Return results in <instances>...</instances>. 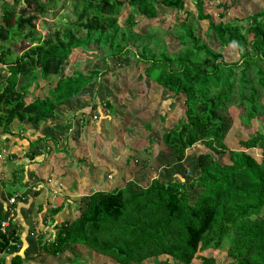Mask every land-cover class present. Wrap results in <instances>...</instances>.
<instances>
[{
    "label": "trees",
    "instance_id": "trees-1",
    "mask_svg": "<svg viewBox=\"0 0 264 264\" xmlns=\"http://www.w3.org/2000/svg\"><path fill=\"white\" fill-rule=\"evenodd\" d=\"M2 1L0 66L5 75L0 78V133L10 134L13 120L36 124L52 118L61 104L108 73V58L125 60L132 55L134 63L143 66L137 82L146 77L171 92L168 108L181 113L160 134V143L172 162L190 158L193 145L203 146L188 163L194 174L185 176L187 167L178 173L182 180L177 173L168 179L159 175L150 178L147 173L141 183L127 180L111 190L92 191L82 199L73 219H53L64 208L56 198L49 211L55 222L54 238L44 233L34 239L41 250L56 257L84 245V249L109 257L116 264H143L147 259L153 264H192L194 259L198 264H218L214 257L201 254L214 246L226 248L227 264H264V125L258 121L255 131L241 137L246 132L244 125L257 119L258 107L264 106V10L247 15L241 24L215 22L203 12L202 0H195L197 18L207 20L218 46L235 47L238 58L229 61L194 35L186 23L190 12L184 9L183 0H74V19L43 36L35 34L33 21L37 14L56 13L58 9L49 8L48 3L58 0ZM57 6L62 8L63 1ZM158 7L166 8L169 16H174V25L184 31L177 35L180 43L187 45L183 52L168 55L162 50L155 56L144 48L133 52L129 45L137 18L158 19ZM120 8L126 12L123 24L127 29L122 31L118 26ZM78 30L85 35H79ZM92 33H98L95 42L103 41L104 69L75 68L78 60L73 58V50L86 48ZM68 65L74 69L63 75ZM49 76L55 77L54 83L40 88L46 94L25 103L24 97L34 89L33 81ZM20 77L24 80L19 84ZM231 103L238 110V149H230L224 142L233 124L228 111ZM103 105L106 110L100 113H111L113 104L106 100ZM93 107L97 106L86 108ZM83 108L80 111L85 112ZM71 125L67 123L66 128ZM140 128L151 132L147 124ZM48 139L56 143L47 137L33 144ZM148 141L152 142L151 138ZM249 149H259L260 157L255 159ZM223 152L227 153L226 161L218 156ZM141 157L136 163L143 161ZM7 182L11 180L0 178L2 188ZM192 190H199L193 201ZM28 191L24 189L22 194ZM45 205L49 206L48 201L39 204L38 211ZM5 218L1 209L0 222ZM17 226L0 230L1 264H6L7 257L9 264H24V242ZM83 255L76 254L72 262H83Z\"/></svg>",
    "mask_w": 264,
    "mask_h": 264
},
{
    "label": "rangeland",
    "instance_id": "rangeland-1",
    "mask_svg": "<svg viewBox=\"0 0 264 264\" xmlns=\"http://www.w3.org/2000/svg\"><path fill=\"white\" fill-rule=\"evenodd\" d=\"M41 2H48V0H40ZM61 1H63V7L59 8L57 4H61ZM184 1V9L188 10L190 12V15L186 18V23L188 26H190L194 32L195 36H199L202 42H205L208 44V46L216 50L217 52H221L223 54V57L225 60H236L238 58L237 51L235 47H232L231 45H228L226 47H220L218 46L216 40L214 39L213 33L208 30V22L206 19L200 20L197 18V11H196V5L195 0H183ZM73 2L74 0H58L57 3L51 2L48 3L49 8H57L58 11L56 13H53L52 11L46 13L44 16L37 14L35 17L34 28H35V34L42 35L47 34V32L54 30L57 26H59L61 23H64L66 20L74 19L72 10H73ZM202 9L205 14H209L212 16L213 20L215 22H229L234 23L237 22L238 24L244 23V18L251 14L255 13L258 10H264V0H202ZM220 5H226L228 6L225 8L224 6ZM19 7V6H17ZM3 1H0V16L3 13ZM158 15L160 17L154 18L152 21L146 19V18H137V21L135 23L134 29V36L133 40L129 42V45L132 46L133 52L140 51V49L144 48L146 53L149 55H155L158 56L159 53L164 50L168 55H175L177 52H183L184 48L187 47V45H183L180 43V41L177 38L178 34H184V31L179 27L174 25V16H169V14L166 12V8L164 7H158ZM118 16L120 18L118 22V26L120 30L127 29V26L123 24V18L126 16L125 9L120 8ZM162 16L164 18H162ZM1 22V21H0ZM79 35L84 36L85 32L78 30L77 32ZM133 34V33H132ZM135 34H137L135 36ZM98 36V33H92L91 37H89V43L86 48H77L73 50V58H77L78 64L75 68H81L84 69V71L91 70L92 68H100L104 69V63L102 62V57L106 53L103 48V41L100 39L98 42H95L94 39ZM119 37V35H117ZM201 60H204V64L207 65L208 62L205 61L202 56L199 57ZM108 73L104 75L100 81L98 82H92L86 87H84L80 93L73 97L70 101L66 102V104L58 111L59 114L63 113L66 114L68 117H63L64 121L66 119V122H68V118L71 116V110L73 108H79L80 103H83L86 101L87 103L84 104L87 107L90 105L97 106L96 108L93 107L92 109L86 108L91 111L85 112V118L84 122L78 121L77 124H75V116L73 117V124L70 129L67 130L68 134L74 137H78V131L80 136L84 139V142L82 143V149L90 150V143L96 142L98 135L100 136L101 131H103V142L105 141H112L115 139V136L120 135L121 140L122 136L125 137L127 140L126 143L125 140L124 143L126 145H132L134 144L133 148H129V154L130 158H133L135 155V161L138 160L139 156H145L143 160H146V164L144 168V178L145 175L147 176L150 173L149 163L152 161L154 164V167L156 168L155 171L157 175H159V178L168 179L176 175L182 179L184 177L182 175H179L178 173L182 174V170L187 167L186 170H183V174L186 176H189V174H194V170L190 169V166H188V163L190 160L194 159L195 153H197L200 149L203 148L202 145L195 144L191 148V154L190 158H186L185 160L181 161L180 163H174L172 162V157L168 150L160 143V134L167 130L169 127L173 125V123L179 118V113L176 108H171L169 110L168 106H171L172 104V93L161 89L158 85L154 84L150 79L143 78L141 82H137L138 75L142 72L143 66H141L139 63H134V59L132 55H128L125 60L122 59H113L108 58ZM107 68V67H106ZM74 69L73 65H68L66 68H64L62 74L67 75L70 74L71 71ZM5 75V70L2 66H0V78ZM23 77H20L18 83L20 84L23 82ZM55 77L49 76L45 80L41 79H35L33 81L34 89L32 91V94L35 95V92L39 93L42 88V86L47 85L48 87L51 86L52 83H54ZM135 91H132V90ZM42 94H46V90L42 89ZM26 100L31 99V95L28 93L26 95ZM106 100H109L113 104V109L111 110L110 115L107 117L105 115L101 114L100 111L104 112L106 110L105 106L103 105V102ZM182 104V102H181ZM62 105V104H61ZM264 105V104H263ZM85 110V108H84ZM229 114L233 118V124L232 129L229 133H227L225 138V144L230 149H238V137L240 135V131L238 129L239 121H238V110L235 108L234 104L231 103L228 108ZM73 113V112H72ZM56 114V115H59ZM70 114V115H69ZM92 115V116H91ZM94 115H97L99 119L93 118ZM257 119L251 120V122L247 123V125L244 127L246 128V132L243 133L241 136L242 138H246L248 133H251L252 131H255L260 123L261 125H264V106H259L257 109ZM55 116V115H54ZM72 118V117H71ZM91 118L93 120H91ZM90 119V121H89ZM87 120V126L86 121ZM260 122L257 124V122ZM77 122V121H76ZM118 122V123H117ZM125 123L131 124L128 129H124V131L117 132L119 128L122 129L125 126ZM134 124V125H132ZM147 124L150 127V131H146L144 129H141L142 125ZM27 126V135L30 137L29 133H33L31 130L37 129L39 126H35V123L29 122L26 124ZM83 126V128H81ZM134 126V127H133ZM20 125H18L15 128V131L18 130ZM66 129V125H63ZM60 127L59 132L65 131L64 128ZM234 127V128H233ZM236 129V131H234ZM76 130V133H75ZM95 131V132H92ZM109 133V131H111ZM117 130V131H114ZM82 131V132H81ZM91 131V132H90ZM53 131H50L48 135H52ZM53 136V135H52ZM151 138L152 142L148 141ZM4 139H0L1 141ZM80 143V142H78ZM96 144L100 145L101 142H97ZM113 145L116 147V143H113ZM118 144L117 151L122 153L124 156L126 155L127 148L124 144ZM63 144L61 145L60 149H57V152H63L64 151ZM138 149V150H135ZM92 147V151H93ZM96 151L98 149H95L93 153H89V155H95ZM35 152V151H34ZM248 152L253 156L255 159H258L260 157V150L254 149V150H248ZM2 155L0 154V165L4 166L5 170H8V161L6 162V154L1 151ZM42 153V150L39 151V154ZM64 153H67L64 151ZM37 156V152L34 153ZM34 155V156H35ZM90 155V156H91ZM93 157H90L91 161H95L96 159ZM102 155V154H101ZM119 155V154H118ZM222 161H226L227 153L223 152L218 155ZM71 156L67 158V163L62 162L61 167H65L67 169L66 173L73 174L74 168L72 164L70 163ZM106 158L104 155L101 157ZM27 160V159H24ZM121 160V155L117 158V161ZM5 161V162H4ZM27 162V161H26ZM26 162H22L25 164V168L19 169V174H16V179L12 182H7L4 185L3 191L6 192L8 190H12V195H15V198L11 199V207H13L16 204H20L22 202H25L27 205H31L28 198H24L22 201V198L18 196V194L14 193L15 191L23 189V186H29L31 181H29V178H34V170L35 167L28 165ZM43 167V165H42ZM112 168L109 170L112 173L118 172L117 168L114 166H111ZM28 168V169H27ZM106 170H108V167L105 166ZM105 168L101 167L100 172L101 175H106ZM133 168V167H132ZM92 168L89 166V170L91 171ZM139 169V168H138ZM25 170L28 175L25 176ZM78 170V167H77ZM132 169V180L135 182H139L140 175ZM83 171V170H82ZM4 172V170H3ZM38 172V171H37ZM119 172H122L119 169ZM141 170L139 171V173ZM6 173V172H5ZM148 173V174H147ZM38 174H40L38 172ZM43 174V173H42ZM156 175V177H157ZM8 174H5L4 178H7ZM150 176V175H149ZM12 178V176H10ZM130 177V175H129ZM28 178V179H27ZM85 179V178H84ZM88 181L87 179H85ZM145 180V179H144ZM38 184V183H37ZM43 192L46 191V187L42 188ZM41 192V191H39ZM199 190H192L191 192V201L194 200L195 196ZM41 198L43 196L40 194ZM30 198V197H29ZM1 199V196H0ZM5 199V198H4ZM3 199V200H4ZM7 199H5L6 202ZM41 199H37L39 202ZM10 201V200H9ZM50 201H53L51 199ZM35 203L36 200H35ZM51 203L54 204V202H49V206ZM8 204V205H10ZM35 210H33V213H28V210H24L23 208L18 209L19 217L17 218L16 213L11 216L9 220V224L5 227L6 230H10L15 226L17 228L18 225H20V228L18 229V234L21 236L23 229L26 228L29 233L28 236L36 237L37 235L46 234L47 238H54V232H53V225L55 224L54 221H51V214H49L50 207L45 208V210L38 211L36 214V205L32 204ZM21 211V212H20ZM8 216V212H6ZM63 213V212H62ZM71 214V213H70ZM49 216V217H48ZM56 216L59 217L58 214ZM55 217V216H54ZM57 218V222H59L60 219ZM73 217V216H72ZM34 218V219H33ZM50 220L47 222V220ZM54 219V218H53ZM55 220V219H54ZM45 221V222H44ZM56 221V220H55ZM19 222V223H18ZM35 224L37 225L35 227ZM30 228V229H29ZM32 230V231H31ZM45 237V238H46ZM46 238V239H47ZM34 243H29L26 246L29 248L27 251L22 253L23 258L25 259L24 264H75L72 262V258H75L76 254H85L82 257L84 261L78 262V264H116L114 260H112L109 257H105L102 255H99L96 252L89 251L84 249L85 246H75L72 250L67 249L64 253L60 254L56 257H50L46 253H44L37 242L32 240ZM26 249V247H25ZM201 254L205 256H212L215 258L216 262L218 264H227V257H226V248L225 247H219L216 248L214 246L208 247L206 250H204ZM164 256L159 257V260H162ZM27 259V260H26ZM6 264H9V258L6 260ZM153 264L152 259H147L144 261L143 264ZM1 264V263H0ZM192 264H198V260L194 259L192 261Z\"/></svg>",
    "mask_w": 264,
    "mask_h": 264
},
{
    "label": "crops",
    "instance_id": "crops-1",
    "mask_svg": "<svg viewBox=\"0 0 264 264\" xmlns=\"http://www.w3.org/2000/svg\"><path fill=\"white\" fill-rule=\"evenodd\" d=\"M32 91L33 89H30L28 92L31 95V99L25 101V98L27 97L26 96L24 97L25 103L31 102L35 97H41L42 95H44L41 93V91L39 93L35 92V95H33L34 93L32 94ZM85 103L87 102L84 101L83 103H80L79 107L83 108ZM65 104L66 103H63L56 109L55 116H53L52 118L47 119L45 122L42 121V122L36 123L35 126H39V125L40 126L37 127V129L35 130L34 129L31 130L33 131V133L32 134L29 133L30 137L27 135L28 131H27L26 124H28L31 121H28V120H24L21 122L17 120H13L12 123L10 124V131H11L10 134L5 135L3 133H0V139H4L1 141L2 143L0 144V154L2 155L1 151H3V153L6 154L5 155L7 159L6 162L8 161V164H7L8 170H5L4 166L0 165V178H4L5 174H8L7 176L8 180H11V182L14 181L16 179V174L19 172V169L25 168V164L22 163L23 161L24 162L27 161L26 163L28 165L33 166V168L35 167L34 174H33L34 178L32 179L27 178L29 181H31L30 185L25 186V188L23 186V189H21V191L17 190L14 192L15 194L17 193L18 196H20V198H22V201L24 200V198H28L27 200L29 201V203H31V205H27L25 202H22L19 205L16 204L13 207H11V205H8L7 200L5 202V199H8L11 196L15 197V195L8 194L7 191L4 192L2 186L0 185V196H1L0 210L2 209L4 214L8 212L9 208H12L11 211L13 210V214L16 213L17 218L19 217V214H20L18 212V209L21 210V208H23L24 210H28V213H30V211L31 213H33V210H35V208L33 207L32 204L36 205V208H37L36 214H37L39 204H43L45 201H48V204H49V202H54L56 198L59 197L60 200L63 202L64 208L62 209L61 212L57 213L59 217L55 215L54 219L56 220V222H57L56 217L60 219L59 221H62L64 218L73 219L74 216L80 211V206L82 205V199L85 200L86 198L85 196L89 195L92 191L111 190V189L118 187L119 184L125 183L127 180H132L131 179L132 169L134 171L135 169L138 170L137 173L140 175L139 177H141L139 178L140 183L145 179L144 178L145 172H144L143 167H145L146 160L145 161L143 160L141 163H136V161L134 162L136 155L133 158H130V156H128L129 148H133L134 144L126 145L123 140H125L126 143L128 142L124 136H122L123 140H121L120 135L115 136V139L113 140V143H116V147H115L112 141L103 142L105 138H103V131H101L100 136L98 135L96 142L92 141L90 143V146H91L90 150L82 149L81 147L83 146L82 143L84 142V139L80 136L81 134L79 133L80 131H78V137L76 138L72 135L70 136L67 132L68 129L67 128L65 129L62 126L66 125L67 123L73 124L74 116H75V124H77L78 121L84 122V118L86 117L85 112L87 110L86 109L87 106L86 105L84 106L85 112L78 110L79 108L77 109L73 108V110H71V113H70L71 116L70 118H68V122H66L67 118L64 121L63 117H68V116L66 114L63 115V113L59 114L58 112ZM56 114H59V115H56ZM108 114H110V112H108ZM108 114H106L107 117L109 116ZM97 119H99V117ZM91 120L93 119L91 118ZM85 122H87V120ZM87 124L84 126L86 127ZM18 125H20V127H18L19 129L15 131V128ZM130 125L131 124L125 123L124 127L122 125V129L119 128L118 131L117 130H114V131L122 133L124 129H128ZM60 127L64 128L65 131L59 132ZM81 128H83V126ZM50 131H53L51 133L53 136L48 135ZM92 132H95V131L92 130ZM111 132L112 130L109 131V133ZM75 133H76V130H75ZM47 137L54 138L56 140V143L54 144L53 141L48 139V140H43L37 143L36 145L33 144V142L36 139L47 138ZM97 142H101V144L98 145L96 144ZM62 144L65 148V149L63 148L64 151H66L67 153H64V151L60 153L57 152V149H60ZM118 144L120 145L124 144L125 147L127 148L128 152L126 153L125 156L119 151H117ZM92 147L94 150L98 149V151H96L97 153L96 156L93 154L94 158L96 159L95 161L90 160L91 159L90 157H93V155L91 154L94 151V150L92 151ZM40 150H42V153L39 154ZM135 150H138V149H135ZM34 151L38 153L37 156L34 154L35 153ZM90 152H91L90 154L91 156L89 155ZM103 155L106 158L101 159ZM120 155H121V160L117 161V158ZM69 156H71L70 163L72 164L74 168V172L72 176L71 174L66 173L67 169L64 166L63 167L60 166L62 162L67 163V158ZM141 158L143 159L144 157H141ZM24 159H27V160H24ZM1 160L2 159H0V162ZM89 166L90 168H92L91 171L89 170ZM105 166L108 167V170H106ZM111 166H114L115 168H117L118 172L116 173L110 172L109 170L112 168ZM77 167H78V170H77ZM101 167L105 168L106 175L104 174L101 175V172H100ZM149 168H150L149 177L150 178L156 177L157 175L155 171L156 168L154 167V164L152 163V161L149 163ZM119 169L122 172H119ZM140 170L141 172L139 173ZM37 171L40 174H38ZM26 175L28 174L25 170V176ZM10 176H12V178ZM84 178L87 179L88 181H86ZM43 187H46L45 192L42 191ZM24 189H28L29 191L23 195L22 192ZM40 194L43 196V198L39 197ZM37 199H41V200L38 202ZM51 199H53V201H50ZM35 200L37 203H35ZM47 207L53 208L54 204L51 203L50 206L45 205V207L42 210L44 211L45 208ZM49 221L50 220L48 219L47 222ZM36 226L37 225L35 224V227ZM31 233H29L28 230L24 228L20 236V239L24 242L23 243L24 248L26 247V249L22 251L23 253L27 251V249H29L26 246V244L28 245L29 243L31 244L34 243L32 240H34L35 237L31 235L30 236L27 235ZM1 254L2 253H0V256ZM6 256H10V255H6Z\"/></svg>",
    "mask_w": 264,
    "mask_h": 264
},
{
    "label": "built area",
    "instance_id": "built-area-1",
    "mask_svg": "<svg viewBox=\"0 0 264 264\" xmlns=\"http://www.w3.org/2000/svg\"><path fill=\"white\" fill-rule=\"evenodd\" d=\"M93 118H96V115H94L93 116ZM10 198H15L14 196H11V197H9L8 199H7V201H8V204H10V203H12L11 202V199ZM10 200V201H9ZM11 205V204H10ZM10 207V206H9ZM11 209L12 208H9L8 209V216H6V218L4 219V220H1V222H0V230L2 231V232H4L5 230H6V226H7V224H9V220H10V218H11V216H13V210L11 211ZM6 215H7V213H6ZM11 215V216H10Z\"/></svg>",
    "mask_w": 264,
    "mask_h": 264
},
{
    "label": "clouds",
    "instance_id": "clouds-1",
    "mask_svg": "<svg viewBox=\"0 0 264 264\" xmlns=\"http://www.w3.org/2000/svg\"><path fill=\"white\" fill-rule=\"evenodd\" d=\"M96 117H97V115H96Z\"/></svg>",
    "mask_w": 264,
    "mask_h": 264
}]
</instances>
